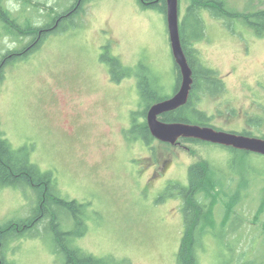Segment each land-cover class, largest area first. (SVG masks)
Instances as JSON below:
<instances>
[{"label": "rangeland", "instance_id": "obj_1", "mask_svg": "<svg viewBox=\"0 0 264 264\" xmlns=\"http://www.w3.org/2000/svg\"><path fill=\"white\" fill-rule=\"evenodd\" d=\"M191 1L180 0L181 24ZM226 1L242 12L247 6L264 9V0L252 5L249 0ZM5 5L19 24L54 28L43 39L42 31L18 36L0 24V134L14 151L29 149L41 173L53 172L58 197L88 206L85 226H78L68 209L54 210L61 231L86 232L83 238L65 239V245L117 262L177 264L184 201L172 186H187L190 167L206 162L223 183L218 202H208L212 214L207 224L221 225L231 196L241 192L232 198L229 227L238 224L230 227L229 239H240L233 262L264 264V156L205 143H147L130 135L133 114L145 122L138 80H154L163 98H171L177 88L161 6L145 7L140 0H5ZM80 6L83 13L74 25L68 22L66 31L58 30L55 12ZM199 15L204 38L194 42L190 30L186 37L195 65L214 71L221 91L201 82L184 113L197 120L195 109L217 130L264 137V38L241 23L229 27L209 11ZM9 52L16 53L18 62H8ZM113 58L133 77L113 82L108 65ZM41 205L40 196L25 184L0 183V228L34 220ZM46 213L34 228L7 234L13 235L1 253L9 264L68 263L49 226L52 213ZM217 244L206 239L202 264L232 261L224 244Z\"/></svg>", "mask_w": 264, "mask_h": 264}, {"label": "trees", "instance_id": "obj_2", "mask_svg": "<svg viewBox=\"0 0 264 264\" xmlns=\"http://www.w3.org/2000/svg\"><path fill=\"white\" fill-rule=\"evenodd\" d=\"M253 2L254 0H249V5H252ZM191 4L192 5L188 8L185 20L180 26V32L183 49L193 70V78L196 85L190 102L186 108H182L176 113L165 114L160 120L166 123H186L212 127V125L207 124L210 119H207L204 113L194 109L192 114L197 116V120L193 119L194 115L191 116L184 113L192 106V99L195 92L199 89L201 82L204 85L205 83H209L208 85H211V88H208L209 90L216 89V91H221V87L217 85L218 83L215 84L218 80L214 81L215 78L213 76H215V72L206 69L203 66L202 68H199L195 65L197 59L195 57V53L193 54L192 52V43L188 41L186 32L187 30H190V35L192 36L191 39H193L194 42L202 40L205 35V27L203 26L199 14L201 11H209L216 19L224 21L226 25H228L226 22H229V27H232L231 25H234L235 23H241L251 28L257 37L264 38V9H251L250 6H247L246 10L242 12L231 8L226 0H192ZM155 5L156 8L161 6V11L164 13L166 12V0H159V2ZM153 6H149V8ZM75 9L76 7H72L68 12H55L56 17L54 20L58 24V30L61 32L66 31L68 22L70 25H74L72 24L73 20L83 13L81 6L78 7V9ZM52 12L54 13L53 9H51V13ZM0 24L3 25L9 32L17 33L18 36L21 34H30L32 36L39 35L42 31L43 38L45 35L47 36L48 33L54 31V28L52 31H50V29L48 30L49 25H47L46 28H39L31 22H27L24 25L19 24V22L12 16L9 9L6 8L5 0H0ZM15 54L16 53L9 52V55H7L11 56V60L8 61L9 63L11 62V64H14L15 62H18V57H16ZM108 65L110 67L111 78L115 83H121L126 77H133L132 71L125 68L117 58L109 59ZM1 66L2 64L0 67ZM176 69L178 71V83H180L181 76L178 68ZM212 85H215V87L212 88ZM157 89L158 88L154 80L147 79L146 77L139 79V92L142 95V99H144L143 103L146 105L143 113L145 122H138L137 115L133 114V127L129 132L131 136H135L137 139L141 137L147 143L154 141V138L149 133L146 122L147 111L153 104L168 99L159 97L155 91ZM243 134L245 136L253 137L251 133L248 132ZM261 138L264 139V137ZM185 142L204 144L200 141L194 140H187ZM230 151L237 154L249 155V153L235 151L233 149H230ZM30 161L31 158L29 149L23 148L21 150L14 151L7 140H5L2 134H0V183L10 187H18L21 184H25L23 182H26L27 180L28 184L25 185L33 189L40 196L42 202L41 214H38L39 216L34 220L25 223H10L4 228H0V264H9L2 256L1 250L3 246H5L4 243L8 242L14 232L17 231V228L22 229L26 227V229L29 230L34 228L37 221H39L40 218H45V215H47L46 212L49 211L52 213L50 215L51 224L49 226H52L55 231L54 234L56 233L55 236L57 244L63 250V253H65V258L68 261L67 264H129L124 260L117 262L113 257L97 258L93 255L86 254L82 249L77 247L76 244L74 247L71 246L70 243H66L65 245V239L74 238L75 240V238H83L86 232L85 230L82 233H75L74 231H61L54 210H56V208L68 209L78 226H85L89 220L86 215V207L88 206L78 204L75 201L69 202L58 197L54 190L55 184L53 181V172L41 173V171L35 165L31 164ZM212 173H214V168L208 163L202 162L198 165L190 167L189 182L187 186L178 184L172 186L174 190H177V196L180 198L183 197L184 201L182 212L185 232L177 253V264H202L201 255L206 251V239L208 237L214 238L215 242L218 244L219 242L224 244V248L228 251L226 253L232 254V261L229 264H235L233 262L234 251L235 247L240 243V239L233 238L230 240L229 237L232 232L230 233L229 229L230 227L238 224V221H234L230 227L229 225L230 221L232 222L233 218L231 215L234 213L235 207V200L232 198L239 197L242 193L237 192L235 194L236 196H231L230 202L227 204L228 207H226L227 209L225 210L228 217L224 216L225 220L221 225H216L214 221L213 223L210 222L212 225L210 223V225L207 224V222L211 220L210 216L212 214L211 206L208 202L214 200V203H217L219 196H221V191L223 190L222 177L219 174L217 175ZM241 189L245 190L246 187H242ZM77 210L79 213H77ZM261 211H264V204L261 207ZM8 233L13 234L7 235ZM2 234L5 236V239L1 238ZM1 240L3 241L1 242ZM69 245L72 248L69 247Z\"/></svg>", "mask_w": 264, "mask_h": 264}, {"label": "water", "instance_id": "obj_3", "mask_svg": "<svg viewBox=\"0 0 264 264\" xmlns=\"http://www.w3.org/2000/svg\"><path fill=\"white\" fill-rule=\"evenodd\" d=\"M166 15L172 55L181 76L178 92L169 99L153 104L146 114L151 136L157 141L175 146L181 140L209 143L235 151L264 156V139L212 127L186 123H166L160 118L189 104L194 85L193 70L183 49L180 32V0H166Z\"/></svg>", "mask_w": 264, "mask_h": 264}, {"label": "flooded vegetation", "instance_id": "obj_4", "mask_svg": "<svg viewBox=\"0 0 264 264\" xmlns=\"http://www.w3.org/2000/svg\"><path fill=\"white\" fill-rule=\"evenodd\" d=\"M157 2H159V0H140V3L143 5V6H145V7H149V6H153V5H155ZM76 10V9H75ZM53 30V29H52ZM110 68V67H109ZM110 70V69H109ZM139 81V80H138ZM195 85H196V83H195V80H194V85H193V90H192V93H191V96H192V94H193V92H194V88H195ZM180 86H181V80H180V83H178V80H177V88H176V91H175V93H174V95L178 92V90L180 89ZM213 87V86H212ZM173 95V96H174ZM172 96V97H173ZM171 97V98H172ZM188 106V105H187ZM187 106H185V107H182V108H186ZM182 108H180V109H178L177 111H175V112H172V113H176V112H178L179 110H181ZM164 116V115H163ZM215 128V127H214ZM149 130V129H148ZM149 133H150V131H149ZM233 133H238V132H233ZM151 134V133H150ZM238 134H241V135H244L243 133H238ZM121 136L123 137L124 136V133L123 132H121ZM139 139V138H138ZM154 140H156V139H154ZM157 141V140H156ZM182 142H184V140H181ZM205 144H208V143H205ZM176 146V145H175ZM227 149H229L230 150V148H227ZM31 162V161H30ZM31 164H33L32 162H31ZM189 176V175H188ZM23 183H25L26 185L28 184V182H27V180H26V182H23Z\"/></svg>", "mask_w": 264, "mask_h": 264}]
</instances>
